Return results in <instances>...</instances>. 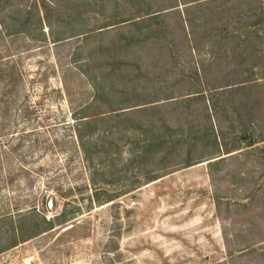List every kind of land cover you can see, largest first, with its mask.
Here are the masks:
<instances>
[{"label":"rangeland","instance_id":"1","mask_svg":"<svg viewBox=\"0 0 264 264\" xmlns=\"http://www.w3.org/2000/svg\"><path fill=\"white\" fill-rule=\"evenodd\" d=\"M29 262L264 264V0H0V264Z\"/></svg>","mask_w":264,"mask_h":264},{"label":"trees","instance_id":"2","mask_svg":"<svg viewBox=\"0 0 264 264\" xmlns=\"http://www.w3.org/2000/svg\"><path fill=\"white\" fill-rule=\"evenodd\" d=\"M100 85L94 84L95 89H96L95 101L100 100L101 102H103V105L104 106H105V103H106V105H108L109 110L106 113H109V114H106L105 116H103L104 117V120L105 119H109V117H111V118H114L118 122H121V123L129 122V120H128L129 117H127L129 115L128 114V111H126L125 109H121L120 110V109H117L114 106H112L114 104V99L109 98L105 94V91H104L103 87H101ZM82 119L83 120H81L80 128H79V131L77 132V136H78L79 141L83 145V147H86L85 146V145H87L86 144L87 143V141H86V134L88 133V135H89V133L92 131L91 125L95 121L91 120L88 116H83ZM215 143L218 144L217 143V140H216ZM166 146H167V144H165L163 141H159L158 138H156L155 140L154 139H151L150 141H148L143 146L142 149L140 148V150H136V151L138 153H141L145 157L146 156H149V155L150 156H154V155H157L160 151H162V149H165ZM88 149H87V152L89 153V151L91 149L90 150H88ZM228 153H230V152H228ZM145 160H147V159H145ZM191 163L192 162H187L186 163V167L187 166H191L192 165ZM57 219L59 221H61L60 218H57ZM46 223H47V227L45 228V230H42V232H45V231H47L49 229H52L55 222L53 220V221H48ZM17 231H19V230L17 229ZM39 232H41V231H35L32 234H29V235H26V236H22V239L25 240V239H29L31 237H34V236L38 235Z\"/></svg>","mask_w":264,"mask_h":264},{"label":"water","instance_id":"3","mask_svg":"<svg viewBox=\"0 0 264 264\" xmlns=\"http://www.w3.org/2000/svg\"><path fill=\"white\" fill-rule=\"evenodd\" d=\"M49 207L51 210L53 209V198L50 199ZM28 264H32V263L29 262Z\"/></svg>","mask_w":264,"mask_h":264}]
</instances>
